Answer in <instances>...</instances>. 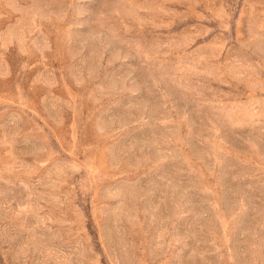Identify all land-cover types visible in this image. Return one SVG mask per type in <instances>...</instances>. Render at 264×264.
Wrapping results in <instances>:
<instances>
[{
    "label": "rangeland",
    "instance_id": "374dc122",
    "mask_svg": "<svg viewBox=\"0 0 264 264\" xmlns=\"http://www.w3.org/2000/svg\"><path fill=\"white\" fill-rule=\"evenodd\" d=\"M0 264H264V0H0Z\"/></svg>",
    "mask_w": 264,
    "mask_h": 264
}]
</instances>
